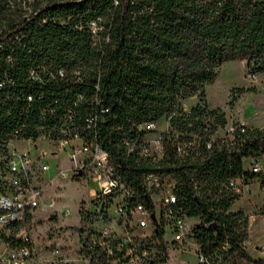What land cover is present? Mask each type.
Segmentation results:
<instances>
[{"label": "trees", "instance_id": "16d2710c", "mask_svg": "<svg viewBox=\"0 0 264 264\" xmlns=\"http://www.w3.org/2000/svg\"><path fill=\"white\" fill-rule=\"evenodd\" d=\"M7 2L0 0V83L9 78L11 84L0 89V140L19 128L32 134L42 109L55 100L57 109L66 108L82 94L77 111L86 113L95 85L101 105L109 109L100 136L114 156L117 130L128 134L136 124L173 114L174 130L205 140L226 124L205 101V86L220 66L245 62L252 74H264V0H47L44 7L34 0L38 12L29 19ZM98 19L106 44H94L88 28ZM15 35L23 38L16 41ZM42 67L47 72L62 67L67 78L80 71V82L39 86L29 74ZM193 97L191 114L179 117L180 104ZM233 126L228 149L204 151L180 164L170 156L162 170L176 178L189 216L199 221L193 234L201 253L218 254L217 264H264L245 252L248 217L232 210L241 195L226 188L229 179H242L264 192V170L249 169L264 157V129ZM144 170L149 169L134 171Z\"/></svg>", "mask_w": 264, "mask_h": 264}, {"label": "built area", "instance_id": "2783aa9c", "mask_svg": "<svg viewBox=\"0 0 264 264\" xmlns=\"http://www.w3.org/2000/svg\"><path fill=\"white\" fill-rule=\"evenodd\" d=\"M33 4L34 0H8L7 7L29 19L38 12L33 11ZM100 23L98 19L88 25L93 43L98 45L109 42L99 35L103 30ZM14 38L20 41L23 37ZM40 71L29 74L39 86L57 80L80 82V71L72 72L71 78L62 67L54 72L42 67ZM9 84L11 80L6 78L0 89ZM95 90L86 113L77 111L84 100L82 94L66 108L57 109L59 101L55 100L42 109L32 134L19 128L0 140V264H167L172 252L194 253L196 264L219 263L218 254L200 252L193 234L199 221L189 216L176 178L162 168L170 156L180 164L202 157L204 151L228 149L234 142V126L222 135L219 128L202 140L174 130L173 114L159 120L165 125L162 130L159 121L151 120L134 125L128 134L117 130L114 156L99 131L109 109L100 103L98 85ZM27 100L33 99L29 96ZM262 108L264 113V100ZM180 109L179 117H187L192 107L182 102ZM60 154H64L65 165L59 163L58 173L46 179L51 161L62 160ZM252 163L250 171L260 173L259 163ZM143 167L149 170L136 175L134 170ZM58 179L77 181L83 189L93 181L98 189L87 190V200L76 212L78 226L35 235L41 216L49 220L75 215L57 194L61 190L54 186ZM248 187L242 179L226 182V188L239 195ZM260 251L264 253V245Z\"/></svg>", "mask_w": 264, "mask_h": 264}, {"label": "rangeland", "instance_id": "374dc122", "mask_svg": "<svg viewBox=\"0 0 264 264\" xmlns=\"http://www.w3.org/2000/svg\"><path fill=\"white\" fill-rule=\"evenodd\" d=\"M39 3L44 7L47 0H40ZM263 100L264 74H252L245 62H229L221 65L214 79L205 86V101L209 109L222 114L226 122L219 135H222L223 131L234 124L253 129H264ZM196 103L197 98L193 97L184 101L183 105L191 108ZM164 127V122L159 121L158 128L162 130ZM60 158L61 161H51V169L44 175L46 179H50L58 173L59 167L57 165L59 163L62 162V165H65L64 154H60ZM259 165L264 170V158L259 159ZM54 186L61 189L57 191V194L62 198V203L68 206L75 215L63 219L58 217L49 220L41 216L40 219L42 220L37 224L35 235H40L48 229L53 232L60 228L78 226L76 212L81 202L87 200V190L98 189V184L93 181H89L84 189L79 182L71 180L58 179ZM263 200L264 192L260 189L258 183L254 182L249 185V190H245L240 199L234 204V209H240L246 217L249 216L253 229L258 230L260 235L264 233V217L257 218L256 215L260 214ZM190 221H193V219L191 218ZM167 237L170 238V235ZM193 248L195 249V246ZM197 261L198 258L194 253L177 255L172 252L167 264H196Z\"/></svg>", "mask_w": 264, "mask_h": 264}, {"label": "crops", "instance_id": "0c3cea01", "mask_svg": "<svg viewBox=\"0 0 264 264\" xmlns=\"http://www.w3.org/2000/svg\"><path fill=\"white\" fill-rule=\"evenodd\" d=\"M261 158H264V157H261ZM257 162L259 163V159L257 160ZM259 166L261 167V165H259ZM248 190H249V187H248ZM263 203H264V200H263L261 205H263ZM232 210L236 211V210H239V209H234V205H233ZM256 216H258L257 218H261V217L263 218V216L260 215V214H257ZM247 217H248L247 240H245V242L243 243V248H244L245 252L253 260H262V261H264V253L260 251V247L262 245H264V233L260 235L258 230L253 229V226H252V224L250 222V218H249L248 215H247Z\"/></svg>", "mask_w": 264, "mask_h": 264}, {"label": "water", "instance_id": "95a60500", "mask_svg": "<svg viewBox=\"0 0 264 264\" xmlns=\"http://www.w3.org/2000/svg\"><path fill=\"white\" fill-rule=\"evenodd\" d=\"M213 228H215L216 226L215 225H211Z\"/></svg>", "mask_w": 264, "mask_h": 264}]
</instances>
